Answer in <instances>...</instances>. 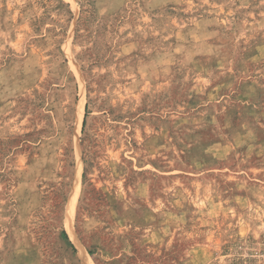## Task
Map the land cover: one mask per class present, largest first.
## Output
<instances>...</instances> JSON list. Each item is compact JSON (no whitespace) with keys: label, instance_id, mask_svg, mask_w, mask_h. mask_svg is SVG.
I'll list each match as a JSON object with an SVG mask.
<instances>
[{"label":"rangeland","instance_id":"rangeland-1","mask_svg":"<svg viewBox=\"0 0 264 264\" xmlns=\"http://www.w3.org/2000/svg\"><path fill=\"white\" fill-rule=\"evenodd\" d=\"M0 264H264V0H0Z\"/></svg>","mask_w":264,"mask_h":264},{"label":"trees","instance_id":"trees-1","mask_svg":"<svg viewBox=\"0 0 264 264\" xmlns=\"http://www.w3.org/2000/svg\"><path fill=\"white\" fill-rule=\"evenodd\" d=\"M70 15H72V12H70ZM87 109H88V107H86V111H87ZM85 119H86V118H85ZM85 125H86V120H84V122H83V127H85ZM63 236H64L66 239H68V234H67L65 231H63ZM73 249L75 250L74 246H73Z\"/></svg>","mask_w":264,"mask_h":264},{"label":"bare ground","instance_id":"bare-ground-1","mask_svg":"<svg viewBox=\"0 0 264 264\" xmlns=\"http://www.w3.org/2000/svg\"><path fill=\"white\" fill-rule=\"evenodd\" d=\"M67 228L69 229V231L71 232L72 227H71V223H70V217H68V225Z\"/></svg>","mask_w":264,"mask_h":264}]
</instances>
